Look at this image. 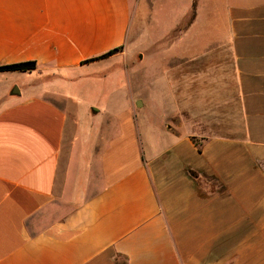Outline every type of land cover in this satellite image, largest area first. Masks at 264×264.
Masks as SVG:
<instances>
[{
  "label": "crops",
  "instance_id": "1",
  "mask_svg": "<svg viewBox=\"0 0 264 264\" xmlns=\"http://www.w3.org/2000/svg\"><path fill=\"white\" fill-rule=\"evenodd\" d=\"M132 3L0 0V66L37 64L0 72V264H264V0H215L156 110L99 127L67 90L117 69L84 62L126 44Z\"/></svg>",
  "mask_w": 264,
  "mask_h": 264
},
{
  "label": "rangeland",
  "instance_id": "2",
  "mask_svg": "<svg viewBox=\"0 0 264 264\" xmlns=\"http://www.w3.org/2000/svg\"><path fill=\"white\" fill-rule=\"evenodd\" d=\"M132 1L138 4L132 3V10L136 7L135 13L140 10L141 16L137 20L133 18L123 48L125 56L118 58L117 69L109 72L93 68L86 79L78 80L75 87L67 90L77 99L80 112L102 109L93 117L99 127L111 128L117 115L136 112L138 96L145 103L140 115L148 117L152 114L156 110L154 95L160 92L153 84L163 80L169 59L165 53L185 49L197 51L203 36L211 37V22L216 15L215 0ZM180 21L181 24L173 30ZM186 25L188 38L175 42Z\"/></svg>",
  "mask_w": 264,
  "mask_h": 264
},
{
  "label": "trees",
  "instance_id": "3",
  "mask_svg": "<svg viewBox=\"0 0 264 264\" xmlns=\"http://www.w3.org/2000/svg\"><path fill=\"white\" fill-rule=\"evenodd\" d=\"M124 46H119L117 48H114L112 50H109L108 52L98 56V57H94L91 58L89 60H86L84 63H90V62H94V61H98V60H102V59H106L109 58L121 51H123ZM37 64L36 62H21V63H15V64H9V65H4V66H0V72L2 71H32L34 69H36Z\"/></svg>",
  "mask_w": 264,
  "mask_h": 264
}]
</instances>
